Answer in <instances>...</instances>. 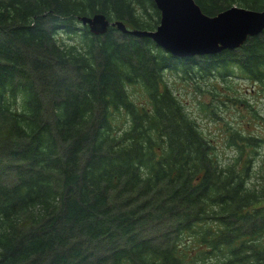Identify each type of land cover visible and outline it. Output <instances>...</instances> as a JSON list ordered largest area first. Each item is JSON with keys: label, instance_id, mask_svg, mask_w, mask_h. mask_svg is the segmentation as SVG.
I'll return each mask as SVG.
<instances>
[{"label": "trees", "instance_id": "obj_1", "mask_svg": "<svg viewBox=\"0 0 264 264\" xmlns=\"http://www.w3.org/2000/svg\"><path fill=\"white\" fill-rule=\"evenodd\" d=\"M195 1L208 14L262 4ZM99 11L159 21L153 0H0V264H264V136L251 131L264 116L244 105L235 126L219 110L239 97L201 86L237 76L264 91V29L179 57L116 26L92 33L78 16ZM178 81L210 96L195 101L222 120V157Z\"/></svg>", "mask_w": 264, "mask_h": 264}, {"label": "water", "instance_id": "obj_2", "mask_svg": "<svg viewBox=\"0 0 264 264\" xmlns=\"http://www.w3.org/2000/svg\"><path fill=\"white\" fill-rule=\"evenodd\" d=\"M153 1L159 10V21L153 29L127 27L121 19L111 20L100 11L78 19L94 34H102L112 25L122 32L150 37L156 45L179 57L235 48L264 29V0L260 9L233 4L214 14L203 12L195 0Z\"/></svg>", "mask_w": 264, "mask_h": 264}, {"label": "rangeland", "instance_id": "obj_3", "mask_svg": "<svg viewBox=\"0 0 264 264\" xmlns=\"http://www.w3.org/2000/svg\"><path fill=\"white\" fill-rule=\"evenodd\" d=\"M77 24L78 26L81 25L79 22H77ZM58 35L59 37H61L63 42L67 43L76 41L78 39V36L70 35L60 30ZM166 77L169 81L179 79L177 78V74L175 73L173 75H169L168 73H166ZM216 81H218L221 85L219 87L220 94H226V96L236 95L239 97V100L243 105L240 106V101H237L236 103H230V107H228L227 104V106L221 105L219 112L221 115H224L225 120H228L231 124L235 126H239L240 124L244 123L247 119H249V116L252 115L251 112L247 109V106L251 105H253L258 110V113L264 116V91L261 90L260 84L258 82H251L247 78L234 76L232 79L227 80V84L229 85L227 86V88L224 87V81H221L219 78H213L207 83H205L206 85L201 86L207 90L208 88H211V84L215 83ZM184 83L178 81L177 94L184 102V104L192 111L193 116L197 119L200 124V127L205 132L207 137L216 140V144L219 146L218 156L222 157L224 154H222V150L220 147L224 146L223 140L224 142L225 140H227V131H224L222 128L224 127L222 125V120H214L212 119V117L209 118L203 116L207 114V112L202 109H199V106L195 101L196 96L202 97V99H206V101L210 99V96H208V94H196L194 91H192V85L190 86V84L186 85ZM225 91H227V93H225ZM228 109L234 110V112L229 113ZM252 124L253 129H251V131L257 135L264 136V123L257 121L254 122L252 120ZM224 150L227 155L226 160L229 157L236 156V152L233 149L225 147ZM262 161L264 162V143L259 147L258 156L254 161L253 168L257 169Z\"/></svg>", "mask_w": 264, "mask_h": 264}]
</instances>
